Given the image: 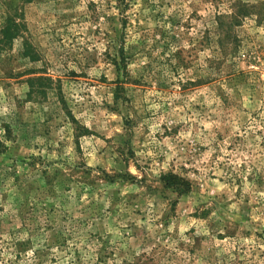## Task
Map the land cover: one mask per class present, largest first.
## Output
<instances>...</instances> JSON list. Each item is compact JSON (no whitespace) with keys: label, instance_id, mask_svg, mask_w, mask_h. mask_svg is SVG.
<instances>
[{"label":"rangeland","instance_id":"rangeland-1","mask_svg":"<svg viewBox=\"0 0 264 264\" xmlns=\"http://www.w3.org/2000/svg\"><path fill=\"white\" fill-rule=\"evenodd\" d=\"M8 13L34 57L0 49V264H264V0Z\"/></svg>","mask_w":264,"mask_h":264},{"label":"trees","instance_id":"trees-1","mask_svg":"<svg viewBox=\"0 0 264 264\" xmlns=\"http://www.w3.org/2000/svg\"><path fill=\"white\" fill-rule=\"evenodd\" d=\"M23 18L18 13H8L0 23V49H6L16 39H22V51L24 56L33 58V53L25 46V26L22 23ZM161 181L165 187L171 188L179 194L185 193L190 189V183L184 177L171 171L161 176Z\"/></svg>","mask_w":264,"mask_h":264}]
</instances>
